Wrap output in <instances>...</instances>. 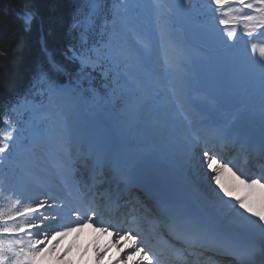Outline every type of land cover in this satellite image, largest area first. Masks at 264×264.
Masks as SVG:
<instances>
[{
  "label": "rangeland",
  "instance_id": "rangeland-1",
  "mask_svg": "<svg viewBox=\"0 0 264 264\" xmlns=\"http://www.w3.org/2000/svg\"><path fill=\"white\" fill-rule=\"evenodd\" d=\"M118 1L121 2L122 4L129 5L130 8H132L133 12H135L138 15L151 13V15L156 19L159 17L157 15V12L159 11L158 9L153 7L154 6L153 1L150 0H118ZM111 5H113V3ZM231 7L235 9L236 7H238V5L233 4ZM103 8L104 6L101 3V0H99V3L97 4L95 9V13L93 14L92 17L93 22L89 23L87 18L89 14L92 12V4L90 0L88 9L87 11H85L84 15L80 20L82 22L80 26V33L84 31L85 28H87V32L85 34L88 37V41L85 47L99 48L100 50L99 55L101 59L100 65H98L95 69H93L90 66L80 69V71L73 78L67 80L65 84L59 86L69 90L70 101L68 104L70 106H74L73 109H71L68 112V109L62 106L61 103L63 100L61 99L60 103L58 104L60 106H57L53 111L54 109L53 105L56 104L54 103V101H56L58 98L49 101V98L46 94L47 88L45 87V85L48 83L44 80H40L32 90V93L34 94L33 98L23 100L19 104L15 105L12 108L11 113L7 118V121H10L19 130L17 133L18 136L17 143L20 144L22 141H25L26 138L29 139L30 135L33 137V139L39 140V138H34L33 135L35 131L38 129L37 127H35V129L32 128L34 124L43 125L44 130H46L52 121H56L60 125L62 121L67 120L66 115H69L71 118L74 119L75 117L78 116L79 120H81L82 122L81 126L78 125L75 126V123L74 124L71 123L72 120L66 121L67 126H69V124L72 125L70 126L71 129H73L77 134H80L82 136L88 135L87 137L83 136L85 139H87V141L90 140L92 141L93 139H91V137L96 136L98 137L96 141L101 138H105L106 140L111 142L108 145V153L106 152L107 153L106 158L108 156H113V154L118 152V149L120 148L122 150L123 147L127 149L129 148L131 149L133 144H136L137 148H135L133 151L139 150L141 152V155L142 153H147L146 148L143 145H147L149 148L160 149V150H162V147L164 146V148L166 149L164 151L165 154L170 153L168 154V158H166V160L168 161L170 160L169 162H171V164L176 163V161L178 163V160L182 163L183 158H185L186 155V154L184 155L185 150L184 151L180 150L181 146L183 145V141H185L186 139L187 142H191L194 140L198 141L200 133L197 130L198 125H196L193 119H191L192 121H190L189 124L190 126L188 125L189 127L186 126V128H181V129L178 128L177 126L179 121L176 123L175 120H174V125L177 128L174 129L173 131L170 126L171 115L174 114L176 111H180V107H181L180 104L183 101L177 98L178 103L177 102L174 103L172 99H170L169 86L167 84H166V89L164 91L165 85L163 83L164 81H162L163 80L162 72L164 73L165 71H167V68H169V66L167 67L166 60L164 57V52L162 51L161 48V42L158 39L161 38V36H159L160 25L161 24H166L167 26L171 25L172 28L173 24L166 23L165 21L162 20H149V22H147V20L142 21L141 16H139L136 23L140 22L141 24H145V23L153 24L152 26L153 31L146 35L150 38L149 40L152 41V45L154 48L153 49L154 52H151L150 72L148 77H146V87L143 91L137 90L135 87H129L126 90H121L119 85L123 84V76L122 75L119 77L117 76V72L112 67V61L107 58L109 55L108 49L104 48L103 46L104 42L109 39V33L112 31L111 24H108L107 27L104 29L102 28L103 26L106 25L105 14L101 12ZM225 11H228V9L226 8ZM244 13L253 14L252 10L243 9L240 13H236L235 11H232L231 16H235L237 14L242 15ZM29 14L31 15L30 12H23L22 14H20V16L23 17V19L26 21L25 18ZM211 15H212L211 16L212 19L205 22H201L202 20L201 17H205L204 15L191 16L190 22L188 21L185 27L175 25L174 28L180 30V40L182 46L185 47L182 49V57L185 60L188 58L190 62L191 71L189 74V79L192 83V86L193 87L195 86L197 88L200 87L199 92H197L196 94L203 96L210 103L215 105L214 110H211L208 107L202 108L205 109L202 112V115L204 117V119L203 118L202 119L205 120L206 123H209L210 125L217 127V129H222L219 126V122L216 121L219 120L218 114H212L211 112L212 111L222 112L223 109L224 113L228 114L230 113V111L228 110L231 109L230 105L233 103H235L236 106H241L244 104L243 107H241L243 108L241 110L245 111L244 113L249 112L247 113V115H250V113L252 112L262 115V113H260L259 110L260 107V105L258 104L260 102L259 97H256L257 95L260 94V88H259L260 68L257 65L253 66L251 62L244 56V49L250 48V45L247 44L245 40L246 39L249 40L250 38L247 36H243L242 26H238V35L243 36V39L237 40L236 46L234 48H225L220 41V37L223 35L224 26L219 25L218 20L219 18H230V17H221L220 14L216 13L215 11L211 13ZM116 31L119 34V37L118 39L113 41L114 45L118 46L120 43L134 44L133 42L131 43L129 41L130 37L127 38L128 34L124 33V30L122 26L119 25V22H117ZM258 34L259 32L254 33L252 42L255 39V35ZM232 43L233 41H228V44H232ZM220 58H225L222 61V63L221 61L219 62ZM214 60H216L217 63H215ZM184 63L185 62L183 61V65L185 66ZM256 67H257V71H256ZM156 69H158V72H160L159 77L156 76L157 73V71H155ZM120 71L122 73L123 69L121 68ZM251 71L252 72L254 71L253 73H255L256 78L254 77V74ZM167 72H172V70L170 69ZM186 74L187 73L184 74L182 79L175 81H177V83H182V81L186 77ZM157 79H159V81L163 85V92L161 91L157 92L154 90L157 88L156 85L160 86V83H158ZM42 84L43 87H41ZM243 84H245L246 86L241 87V85ZM114 88L116 89L115 92H113ZM241 88L244 89L242 90ZM209 90L211 94L208 92ZM202 91H204V93ZM181 96L182 95L180 94V97ZM161 97L163 98V102L161 103L162 105L159 106L158 101L161 99ZM252 97H254L255 101L253 100ZM169 99L171 100V102ZM199 101H201V99ZM156 103H157V111L162 114V117L159 119L160 120L159 123L156 122L157 118H154V113L156 109L152 108L153 107L152 105ZM61 106H62V110L60 109ZM132 106H139V107L150 106L151 113H149L150 115L147 114L146 117H143V110L140 111V108L138 107V111L141 112V115L140 117H137L139 116V114L137 113V111L134 112L133 109L130 108ZM189 107H191V105L190 106L188 105V108ZM45 108L48 109L47 111L49 110L52 111V113L49 114V116L51 115V120L47 118L48 117L47 113H45V115H47L46 118H36L34 116V114L38 109H44V111H46ZM191 108L192 110L195 111L194 107ZM211 108L213 107L211 106ZM72 111H74V113H72ZM87 111H89L90 116H87ZM175 114L174 117L175 116L177 117V115ZM135 115H137L136 118L134 117ZM39 120H43V121L39 122ZM88 120H94L96 124L91 125L89 124ZM152 123L154 125L157 124L158 126L152 127ZM258 128L264 129V123H262L261 126H258ZM7 129H8V125L3 131ZM30 129H32L31 132ZM188 130H195V135L193 136V134L190 133L188 135ZM223 130L225 132L229 131L225 129ZM116 138L119 139V141H121L122 146H118V145L114 146V143L116 142ZM167 140L168 143L164 142L162 144L163 141H167ZM38 146L39 145H37L36 148ZM174 149L177 150L175 151ZM192 149L194 151V154L198 153V156L196 155L197 157L199 156L201 157L202 152L200 149H197L196 145L193 146ZM24 151L25 149L16 147L10 153L8 159H5L3 160V162H0V212H7L18 198L21 200L22 204H27L28 198L36 189V185L33 183V181L29 180L30 176H26L25 174L20 172L18 168L12 164V161L17 159L21 162V164L26 165L24 159H22L21 157L23 156V158H26V156L24 154L20 155V153ZM89 157L90 156H88L87 159ZM26 161L29 162L28 159H26ZM36 161H38L37 163L38 166L36 165L38 167L37 168L38 171L36 169L35 170L41 173L42 179L45 178L44 176L46 175L49 176L51 174L52 177L51 176L50 177L54 180V182L58 184L59 187H62L61 183L57 182L58 180L57 171L48 163V161H46V157L43 156V158L38 159ZM71 161L73 162L72 158ZM89 162H91V160H87V164H89ZM82 164H84V162H78L75 164L77 175L76 177L73 176V180H75L76 183H79L82 180V178L86 177V176H78L77 170L80 169L82 170V168L80 167V165ZM151 164L157 166L158 161L156 163V159L152 158ZM72 168L74 169L73 166ZM68 172L70 174L68 175V178L69 176H71L72 179L73 173L71 171ZM204 172L206 171H203V175ZM157 173H160V170H157ZM41 189L42 190L37 188L36 190L37 196L41 197L40 200H45L44 199L45 192L43 188ZM239 192L240 189L236 190L237 194H240ZM221 195L223 194L221 193ZM64 196L66 195L62 193L61 194L62 201L54 200L56 204L62 203L65 206L63 211L59 213V215L63 219L62 221L49 223L52 225V228L51 230L49 229V231H47V233H49V242H47V248L50 249L49 252L52 253L51 256L52 257H54V255L57 256V258L60 260L62 264H117V262H119L118 260L119 257L123 255V251L125 255V252L126 250H128V248H124L123 250H121L119 245L112 246L111 245L112 243H108V242L114 240L116 241V238L110 240L111 235L109 234L108 236H106L108 237L107 240L108 245L105 246V242H104L105 240L103 236L99 237V234L96 233L98 234V236H95V240L90 239L88 241L87 244L90 250L86 252L85 255L84 253H80V254L76 253L77 250H73L72 245L67 244V239L68 237L71 236V241H73V243L81 245L83 241V239L80 237L82 232L81 229L69 232L63 238H56V239L52 238L51 231L53 229L59 231L60 230L59 224L61 222L67 224L69 220L71 219L73 220L71 215L75 214L71 212V206H73L71 205L70 202L71 199H69V204H68L67 201L65 200L66 197ZM48 198L50 197L48 196ZM55 214L56 213H53V215ZM68 215H70V217H68ZM72 216L74 217V215ZM233 216L234 215H232L230 218L229 215H226L224 216V218L227 221H233ZM72 226L75 228V225ZM0 227H2V225H0ZM74 232L75 234H73ZM21 233H19V236H23ZM145 233L148 234V232ZM7 238H12V237L9 235ZM44 247L45 245H43L42 248ZM119 250L121 251L120 254L116 255V253ZM95 255L97 256L94 257ZM91 256H93L92 259H90ZM101 257L103 258L101 259ZM121 259L122 262H119V264H125V262L126 264H128L129 261H132V260L125 261L123 257ZM9 264H11V262H9ZM129 264H131V262H129Z\"/></svg>",
  "mask_w": 264,
  "mask_h": 264
},
{
  "label": "snow or ice",
  "instance_id": "snow-or-ice-1",
  "mask_svg": "<svg viewBox=\"0 0 264 264\" xmlns=\"http://www.w3.org/2000/svg\"><path fill=\"white\" fill-rule=\"evenodd\" d=\"M98 3L99 0H91L92 12L87 18L89 23L93 22L92 17ZM233 4L238 5V7L233 9L231 7ZM213 5L215 6L214 11L219 13L221 17H230L219 18L218 20L219 25L224 26L220 41L225 48H234L236 41L243 39V36L250 38L248 41L250 48L244 49V56L251 64L260 68L261 113L264 117V42H252L254 33L259 32L260 36H264V31H262L264 30V0H209V7L211 8ZM226 8L228 11H225ZM243 9L252 10L253 14L244 13L231 16L232 11L240 13ZM127 13L128 9L126 7L122 8L116 0H113L112 19L110 22H105L106 25L108 23L112 25V31L103 46L108 49L109 55L107 58L112 61V67L117 72V76H123V84L119 85L120 89L126 90L129 87H135L137 90L143 91L151 67L150 44L139 37H135V44L120 43L117 46L113 43L119 37L116 31L117 22H123ZM25 19L26 22L30 21L31 15L26 16ZM81 23L77 20L73 27L78 28ZM238 26H242L243 36L238 35ZM86 32L87 28L80 33V47L71 45L68 52L71 53L70 58L79 60L81 69L89 66L95 69L101 63L100 50L96 47H85L88 41ZM160 36L166 51L171 50L173 53L167 63L173 73H176L183 64L182 46L166 24L160 25ZM228 41H233V43L228 44ZM121 68L123 69L122 73ZM40 79L47 81L46 74L41 73ZM115 91L114 88L113 92ZM46 94L49 101L56 98L62 99L65 104L70 101L69 90L58 87L51 81H48ZM6 124L8 129L0 132V162L8 159L14 148H30L34 143V141L26 138L23 143L18 144V128L10 121H6ZM215 134L221 140H236V137L230 136L223 129H217ZM37 135L55 150L57 156L62 159L68 168H71L73 150L80 151L86 143L82 135L77 134L73 129L59 125L56 121H52L46 130H39ZM93 147V145H88L90 153ZM259 150L264 152V137H262ZM95 154L99 159L102 155L101 150L97 149ZM201 167L206 169L205 175L208 177L209 187L215 197L216 204L219 206L216 213L217 219H222L224 216L234 213L235 217L247 222L248 226L258 229L262 238H264V172L257 176H247L232 161H224L222 157H218L217 153L211 152L207 148L202 152ZM226 173L231 174V177L238 181L240 185H243L247 191L242 195L237 194L235 184L225 183ZM124 179H127V177ZM213 185L215 187H212ZM64 207L62 203L56 204L48 199L36 201L35 206L32 203L22 204L18 198L7 212H0V225H2L0 227V264H9V262L11 264H35L38 256L50 250L47 248L49 233H44L43 239L35 241L19 236V233L23 232L25 228H35L37 235H39L41 233L40 224L31 221L33 219L41 220L45 227L48 223L62 221L63 218L59 213L63 211ZM166 207L171 212L175 229L189 249L205 247L239 248L237 242L227 239L211 219H206L201 214L199 207H181L167 202ZM221 209H227V211ZM90 211L91 215L81 216L79 212H76L77 219L75 221H69L67 224L61 222L59 231L54 229L51 231L52 238H63L69 232L82 229L86 223H97L95 219L97 217L96 211L91 209ZM73 224L75 228L72 226ZM110 228H116V245H119L121 250L124 248L130 249L125 252L123 257L125 261L139 256L134 264H154V261L155 264H160L158 255L155 253L150 255L149 251H145V246H142L144 245L143 238L137 243L136 234H133L131 228L122 230L117 225L107 223L101 226L99 230L108 232ZM9 235L12 238H7ZM40 245H45V247L41 248ZM262 257H264V249H262ZM261 264H264V258H262Z\"/></svg>",
  "mask_w": 264,
  "mask_h": 264
},
{
  "label": "bare ground",
  "instance_id": "bare-ground-1",
  "mask_svg": "<svg viewBox=\"0 0 264 264\" xmlns=\"http://www.w3.org/2000/svg\"><path fill=\"white\" fill-rule=\"evenodd\" d=\"M159 41L162 43L161 38L159 39ZM161 48L164 49V51L166 53V56H168V59H169V57L171 55H173L171 50H167L166 51V49H165V47L163 45H162ZM253 66H256V65H253ZM184 67L185 66L182 64V67L176 73H173V71L171 72L172 78L174 80H180V79L183 78L184 74L186 73V70L184 69ZM256 71H257V67H256ZM253 74H254V77H255V73H253ZM244 86H246V85L245 84L241 85V87H244ZM200 99H201V101H199V104L197 105L198 107L203 108V107H206V106H210V104H208V102L203 97H201ZM57 100H59V98ZM259 101L261 102V97H259ZM243 105H241V106L243 107ZM62 106L66 107V109H68V112L71 109H73V107H74V106H70L69 104H65L63 101H62ZM138 107L139 106H132L130 108L133 109L134 112L137 111V113H138ZM188 109H192V108L189 107ZM211 109L214 110V107L211 108ZM141 110H143V116L144 117L147 114L151 113L150 112L151 109L148 106H144V107L140 106V111ZM241 111L238 108L236 109L237 114L239 113L238 114L239 116L237 117L236 122L238 120H242V121H240V124L241 125L245 124L244 126H246V127H244L241 130V131H243L244 134H246L247 132H253V131H251L253 129V127L260 126L262 123H264V117H262V115L256 113V114H253V115L249 116V115H246L244 113L245 111H242V112ZM45 113H47L49 115L50 113H52V111H50V110L47 111V112L44 111V114ZM72 113H74V111H72ZM247 113H249V112H247ZM140 115H141V112H139V116ZM87 116H90L89 115V111H87ZM136 116L137 115H135L134 117L136 118ZM66 119L67 120H72L71 123H73V124L75 123V126L76 125H78V126L82 125L81 124L82 122H81V120H79L78 116L75 117V119H74V118H71L69 115H66ZM66 121H62L60 123V125L66 127L67 126ZM181 121H182V124L186 123L183 120H181ZM88 122L91 125H95L96 124L94 120H88ZM69 126H72V125L69 124ZM38 131L39 130L37 129L35 131V133L33 134L34 138H40L37 135ZM235 132H236V129L234 130V133ZM263 132H264V130H260L259 131L260 134L263 133ZM175 135H177V134H175ZM188 135H189V133H188ZM235 135L237 136L238 139H241V140L243 139V140H247V141L249 140L248 137L240 136L239 133L235 134ZM84 136L87 137L88 135H84ZM183 138H185V137H183ZM85 140H86L85 144H87L88 142L91 141V140L87 141V139H85ZM173 141H175V140H173ZM185 141H187V139ZM195 141H197V140H195ZM119 142H120L119 139L116 138L115 144L121 146ZM167 142H168V140H167ZM190 143H192V141ZM108 144H109V141L106 140L105 138H101V139L96 141V145L94 147V154L96 153V150L99 149V150H101L102 155L98 159L96 154H95L94 155V159L102 160V159L106 158V155H107L106 148H107ZM185 145L186 144H183V146H185ZM254 145H256V146H252V148L255 147V148L259 149V145H258L257 142H255ZM81 149L83 150L84 146ZM225 150L226 151L223 154H226L227 152L229 153V151H230L229 147H226ZM123 153L125 155L127 154L126 151H123ZM54 154L57 157V159H60L57 156L56 152ZM131 154L134 155L133 158H130V156H129V158L128 157H122V159H124V161H126L128 163V165H130V169H134V170L137 169L140 172V174H143L145 176L146 185L150 189L154 190L155 193H158V196L162 200L166 201L169 204L178 205V206H181V207H187V206L199 207V209L202 210L205 214L206 213L208 214V218H206V219H211L214 224H217L216 227L225 236H228L231 240H233V241H235L237 243H242L243 245H247L250 238H258V237H260V231L258 229H255L254 227L248 226L247 222L240 220L239 218L235 217V215L233 216V221H227L224 217L222 219H217L216 213H217L218 209L216 207L218 205L215 202V198L209 197V195L212 192H211V189L209 187V180H208V177H206L205 172H204V175H203V171H206V169L204 167H201V157L202 156L201 157L199 156L200 158L197 157V159H194V157H196V155H194V157H193V154L191 153V154H189L190 156L186 157V158L192 157V159L194 160V161L192 160V163H190L191 168H190L189 165H186L184 163L182 164L180 162H178L177 164H174V166H172V167H169V166L165 165L166 163L163 164V162H162L158 166L159 169L157 168L156 170L155 169L149 170L148 167L145 165L144 157H142L141 152L139 150L138 151H133ZM168 154H170V153H168ZM116 157H117V159L118 158L120 159L121 154H120V157L117 156V155H116ZM166 158H168V156ZM259 158H260V156H259ZM263 158H264V155H263ZM172 159H174V158H172ZM185 160L186 159H183V161H185ZM249 160L251 162L250 163V175L252 176L253 173L257 170V168L258 167L261 168V167H263V165L259 166L257 161H253L252 162V160L250 159V156H249ZM45 165H46V163H45ZM57 166H58V169L62 171V174H58V172H57V175L61 178V181L63 180V176H64V179H65V181H66V183L68 185L67 189L71 192V194H73L74 198L78 200L81 197V195H80L81 191L85 190V188L88 185L79 184V183L74 182L71 179V176H69L70 179L68 178V175H70L68 171H71L73 174H75L74 169L72 168V165H71V168L67 167V170H66L65 164L61 165V162L58 161ZM116 166L119 167V164H116ZM48 168H49V166H48ZM157 170H160V173H157ZM73 174H72V176H73ZM237 174H239V173H237ZM50 176H51V174L49 176H47V175L44 176L45 177L44 179H40V182H42V184L45 185V186L42 187L40 185H36V189L31 194V196L28 198L27 203H32L35 206V202L41 199V197L37 196V193H36L37 188H39L40 190H42L41 188H43L45 193L52 192V191L56 192V191L60 190L61 187H59V185L56 184L54 182V180L51 178L52 176L51 177ZM224 181H225L226 184H235V186H236L235 187V191L240 189V194H243L244 192L247 191V189L243 185H240L238 181H235L234 178L231 177V174L226 173L225 177H224ZM212 187H214V185ZM46 190H47V192H46ZM48 196H49V194H45L44 199H49ZM225 199H227V198H225ZM145 202H146V200H145ZM147 202L149 203V201H147ZM120 210H121V212L124 211V209H122V208ZM68 217H70V215H68ZM71 217H73V216L71 215ZM253 219H255V218L253 217ZM31 222L35 223V224H40V226H41V233L39 235H37V230L35 228H25V230L22 232V233H24L23 237L29 238L32 241H35L37 239H43L42 238L43 234L45 232L49 231V229H51V227H52V225L49 224V223H48L47 227H45L44 223H42L41 220L33 219ZM243 226H247L248 230H244L242 228ZM92 232H93L92 225H86L84 230H82L81 235H80V237L83 239L81 245L73 243V241H71V236L68 237L67 244L68 245H72L73 250H77L76 253H79V254L80 253H84V255H85L86 252H88L90 250L87 243L94 235V233H92ZM73 234H75V232ZM107 240H108V237H106L105 241H107ZM39 247L42 248L43 245H40ZM129 250L130 249L126 250V252L129 251ZM51 254L52 253H50L49 251H45L41 256L37 257L35 263L36 264H62L60 262V260L57 258V256L54 255V257H52ZM92 258H93V256L90 257V259H92ZM132 261H130L131 264H134V261L133 262ZM166 264H170V262L168 261V262H166Z\"/></svg>",
  "mask_w": 264,
  "mask_h": 264
},
{
  "label": "trees",
  "instance_id": "trees-1",
  "mask_svg": "<svg viewBox=\"0 0 264 264\" xmlns=\"http://www.w3.org/2000/svg\"><path fill=\"white\" fill-rule=\"evenodd\" d=\"M80 0H0V125L5 110L50 64L68 69L73 27ZM31 9L29 28L18 13Z\"/></svg>",
  "mask_w": 264,
  "mask_h": 264
}]
</instances>
